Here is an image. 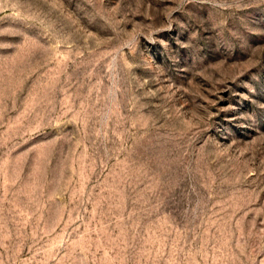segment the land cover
<instances>
[{
    "label": "rangeland",
    "instance_id": "1",
    "mask_svg": "<svg viewBox=\"0 0 264 264\" xmlns=\"http://www.w3.org/2000/svg\"><path fill=\"white\" fill-rule=\"evenodd\" d=\"M0 264H264V0H0Z\"/></svg>",
    "mask_w": 264,
    "mask_h": 264
}]
</instances>
